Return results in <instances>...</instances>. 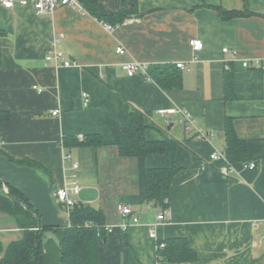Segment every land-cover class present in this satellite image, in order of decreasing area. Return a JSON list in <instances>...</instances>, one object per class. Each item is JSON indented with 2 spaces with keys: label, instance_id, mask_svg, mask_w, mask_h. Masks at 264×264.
<instances>
[{
  "label": "crops",
  "instance_id": "crops-1",
  "mask_svg": "<svg viewBox=\"0 0 264 264\" xmlns=\"http://www.w3.org/2000/svg\"><path fill=\"white\" fill-rule=\"evenodd\" d=\"M98 3L104 14L134 9L129 16L134 20L108 31L100 19L70 5L50 14L21 4L0 8V110L11 111L7 121L0 120V147L40 161L53 182L42 170L1 155L0 177L41 213L44 235L50 232L48 240L58 247L54 229L70 226L71 219L55 191L76 179L77 202L102 209L105 226L114 229L101 242L100 264H264V67L254 63L264 60V0ZM221 10L247 13L226 19ZM195 38L203 40L200 51L190 43ZM118 46L125 52H117ZM56 51L73 64L46 60ZM246 60L252 66L245 68ZM131 61L184 62L181 85L165 90L142 70L130 76L123 65ZM227 73L233 75L231 99L226 98ZM83 92L89 93V105ZM132 105L150 113L149 139L180 140L179 169L166 207L145 200V172L167 166L168 155L119 152L120 128ZM172 108L171 114L160 112ZM187 112L199 130L213 136L198 139L187 131L182 120ZM227 117L246 141L248 161H234L224 173V162L211 155L224 150ZM90 134L101 135L104 144L68 150L62 145L68 135ZM120 205L131 207L133 215L123 218ZM160 209L170 211L171 219L159 222ZM123 221L130 226L126 231ZM21 231L14 219L0 214L2 244ZM176 236L197 251L195 261L159 258V241Z\"/></svg>",
  "mask_w": 264,
  "mask_h": 264
},
{
  "label": "trees",
  "instance_id": "trees-1",
  "mask_svg": "<svg viewBox=\"0 0 264 264\" xmlns=\"http://www.w3.org/2000/svg\"><path fill=\"white\" fill-rule=\"evenodd\" d=\"M87 11L94 17L114 24L122 23L126 17L131 16L134 9L119 10L115 13L104 14L100 11L99 0H79ZM244 12L229 11L221 14L229 19L233 16L244 15ZM180 68L176 64L156 63L149 65L147 76L152 78L163 89L170 90L179 87L182 82ZM226 98L231 99L234 94L233 75L227 73L225 79ZM150 113L132 105L129 110L127 122L120 128L119 152L123 156L144 157L150 154L166 153L168 164L165 167L147 168L145 172V200L156 206L168 205L169 192L175 173L179 167L175 164V156L180 140L176 137L151 140L146 135L147 119ZM11 117L10 110H0V120L7 121ZM226 145L224 151L227 161H248L246 141L236 134L233 119L226 118L224 129ZM1 142V140H0ZM104 144L101 135L90 134L83 139L73 135L64 137L62 145L67 150L74 146L90 145L98 147ZM0 155L7 161L21 165H28L46 173L53 182L48 168L40 161L25 157L17 158L7 154L0 147ZM6 184V185H5ZM0 181L1 209L15 217L21 234L4 245L0 240V264H100V247L107 230L105 227V213L102 209L93 207L88 203L76 202L69 210L70 226H56L55 233L59 236V247L51 246V241L44 242V232L47 227L41 224V213L33 204L13 185ZM8 187L10 194L5 191ZM14 196L18 201H15ZM27 205V208L24 205ZM63 205V204H62ZM157 254L160 259L169 262H191L198 257L197 251L188 245L184 237L176 236L159 241Z\"/></svg>",
  "mask_w": 264,
  "mask_h": 264
},
{
  "label": "built area",
  "instance_id": "built-area-1",
  "mask_svg": "<svg viewBox=\"0 0 264 264\" xmlns=\"http://www.w3.org/2000/svg\"><path fill=\"white\" fill-rule=\"evenodd\" d=\"M20 4L25 5V6H32L34 9H36L38 14H50L51 12H54L57 8L65 6V5H70L78 9L79 11L81 10L82 12L87 11L84 4L81 3V1L79 0H0V8H5V7L10 8V7H15L16 5H20ZM133 20L134 18L132 17H126L123 23L125 24ZM102 22H103L105 29H107L108 31L114 29L118 25V23L114 24L112 22L110 23L106 21H102ZM190 43L193 46V49L195 51H200V49L204 47L203 40L201 38L192 39ZM117 52L124 53L125 49L121 46H118ZM224 52H229V49L225 48ZM46 60L50 62L51 61H55V62L62 61L63 66H70L73 64L70 60H67V59L63 60V54L58 51L53 52V53L51 52L48 55H46ZM254 63L259 68L261 66L264 67L263 59H257L255 60ZM252 64L253 62L250 60H246L243 62V66L245 68L252 66ZM177 66L179 68H186V64L184 62L178 63ZM123 67H124V70L127 71L128 75L130 76L134 75L138 70H142L143 72H145V74H147V70H148L147 64L142 63V62L140 63L137 61L126 62V64H124ZM39 90H42V88L40 87ZM83 95H84V105L85 106L89 105L90 103L89 93L83 92ZM175 111L176 110L174 108L160 109V112L164 114H171L172 112H175ZM59 112L60 110L58 108L53 110V114L55 115L58 114ZM182 120H183L185 129L187 131L189 130V131L194 132V135L196 138L203 139L204 137L208 138V137L213 136L212 132L205 133L199 130L196 125V121L194 120V117L190 113L188 112L185 113ZM69 158H70V154L66 155V159H69ZM211 158L215 160L219 159L224 162L225 165L222 167V171L224 173H228V171L231 169V164L227 161L226 153L224 150L213 153L211 155ZM250 165L255 166L256 163L251 162ZM73 167L77 168L78 163L74 162ZM80 190H81L80 184L77 182L76 179H74L71 181L70 185H64L56 189L55 198H57V201L60 204H63L66 207L69 213L70 208L77 202L75 196L79 194ZM119 211H121V216L125 219L133 215V211L131 207L126 206V205H120ZM169 219H171V212L168 210L160 209V212L157 215V220L160 222V221H167ZM120 226H122V229L125 231L128 230L130 227L127 221H123V223ZM106 230L109 232H112L114 229L112 227H106ZM150 235L152 237L156 236L155 232L152 229L150 230Z\"/></svg>",
  "mask_w": 264,
  "mask_h": 264
},
{
  "label": "rangeland",
  "instance_id": "rangeland-1",
  "mask_svg": "<svg viewBox=\"0 0 264 264\" xmlns=\"http://www.w3.org/2000/svg\"><path fill=\"white\" fill-rule=\"evenodd\" d=\"M0 214H3L4 216H5V218H8V219H14L15 220V217L12 215V214H9V213H7L6 211H3L2 209H1V204H0ZM15 222H16V220H15ZM49 233L50 232H47V234L46 235H44V238H45V240L47 241L48 240V236H49ZM50 237V236H49ZM51 246H53V243H51Z\"/></svg>",
  "mask_w": 264,
  "mask_h": 264
},
{
  "label": "water",
  "instance_id": "water-1",
  "mask_svg": "<svg viewBox=\"0 0 264 264\" xmlns=\"http://www.w3.org/2000/svg\"><path fill=\"white\" fill-rule=\"evenodd\" d=\"M0 181H2L3 184H5V180H4L2 177H0ZM5 185H6V184H5ZM5 191H6L7 193L10 194L9 189H8V187H6V186H5ZM12 198H13L15 201H18V199H16L14 196H12ZM24 206L27 208V205H26V204H25Z\"/></svg>",
  "mask_w": 264,
  "mask_h": 264
}]
</instances>
